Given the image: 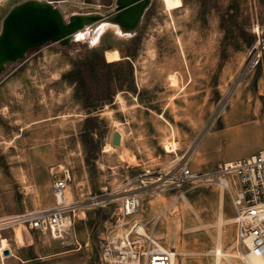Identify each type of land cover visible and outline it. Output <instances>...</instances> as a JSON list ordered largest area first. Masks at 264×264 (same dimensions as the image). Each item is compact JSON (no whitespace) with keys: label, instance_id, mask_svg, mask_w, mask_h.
Listing matches in <instances>:
<instances>
[{"label":"rangeland","instance_id":"rangeland-1","mask_svg":"<svg viewBox=\"0 0 264 264\" xmlns=\"http://www.w3.org/2000/svg\"><path fill=\"white\" fill-rule=\"evenodd\" d=\"M23 1L0 0V31L7 13ZM181 1L168 11L161 0H150L135 33L103 24L96 37L46 42L4 65L0 219L50 207L52 182L66 170L72 178L68 198L86 211L63 239L39 236L23 225L1 228L10 254L0 264H115L104 247L134 221L175 249L176 264H214L218 244L233 264H245L226 190L205 176L177 186L172 176L183 163L215 175L225 159L264 147V0ZM45 2L65 20L108 15L115 7V0ZM114 49L119 60H130L138 93L117 92L98 113L103 122L83 142L85 114L61 74L81 56L97 50L106 61L105 53ZM115 130L120 146L111 144ZM166 141L176 148L166 151ZM201 143L206 154L198 153ZM86 147L96 155L93 164H87ZM129 197L139 199L138 211L122 217Z\"/></svg>","mask_w":264,"mask_h":264},{"label":"built area","instance_id":"built-area-1","mask_svg":"<svg viewBox=\"0 0 264 264\" xmlns=\"http://www.w3.org/2000/svg\"><path fill=\"white\" fill-rule=\"evenodd\" d=\"M229 162V168L228 161L219 165L220 171L215 175L205 171L193 172L183 163L172 180L177 186L196 177L205 176L210 183L217 181L230 196L236 245L243 246L245 256L264 260V148ZM223 173L228 175L222 177ZM71 184L72 178L66 170L52 182L54 203L50 207L26 210L0 219V229L23 225L39 236L63 239L72 232L76 221L84 217L86 211L81 202L68 198ZM138 206V198H126L120 209L121 216L136 213ZM2 251L3 248H0V258L3 257ZM104 254L115 264H172L173 258H176L175 249L163 246L139 221H134L120 235H112L104 247ZM241 259L249 264L244 256Z\"/></svg>","mask_w":264,"mask_h":264},{"label":"water","instance_id":"water-1","mask_svg":"<svg viewBox=\"0 0 264 264\" xmlns=\"http://www.w3.org/2000/svg\"><path fill=\"white\" fill-rule=\"evenodd\" d=\"M150 0H115L110 17L123 26L125 32L133 33L139 26ZM102 15V16H108ZM81 14H73L65 20L53 4L41 0H25L15 5L5 16L0 31V71L9 62L23 59L26 52L46 42L69 44L72 34L86 25ZM121 134L112 133L111 144L120 146ZM3 256L10 254L4 248Z\"/></svg>","mask_w":264,"mask_h":264},{"label":"trees","instance_id":"trees-1","mask_svg":"<svg viewBox=\"0 0 264 264\" xmlns=\"http://www.w3.org/2000/svg\"><path fill=\"white\" fill-rule=\"evenodd\" d=\"M236 8L238 11V3ZM233 14L228 15L232 16ZM225 21L227 20L222 17L221 26L223 29L225 28L223 24ZM252 41L247 44L251 45ZM127 56L130 58L132 55ZM70 64L71 68L61 74V80L72 86V96L85 114L81 132L84 142L85 137L91 136L94 132L95 124L103 122L98 113L104 105L113 102L117 92H138L133 84V69L128 59H124V61H105L102 53L95 50L73 60ZM147 107L149 106L147 105ZM95 159L96 155H92L87 148V164H93Z\"/></svg>","mask_w":264,"mask_h":264},{"label":"bare ground","instance_id":"bare-ground-1","mask_svg":"<svg viewBox=\"0 0 264 264\" xmlns=\"http://www.w3.org/2000/svg\"><path fill=\"white\" fill-rule=\"evenodd\" d=\"M161 2H162V5L165 7V9L168 11L176 10L182 6L181 0H161ZM81 15L86 19L87 23L83 28L79 29L74 34H72L71 39L73 37L77 38L78 36L87 37V38H91L92 36L96 37L98 35V33L100 32L103 24H105V25L109 24L110 25V23H111V25H114V27L118 31H125L123 29V26L120 23H118L114 17H110V16L104 17V16H102V14L97 13V12L84 13ZM96 22H98V23L95 25H89L91 23H96ZM105 56H106V61H117L120 59V54L116 49H114L110 52L109 51L106 52ZM171 82H172V84H175L177 81H175V79H172ZM164 147H165L166 151L171 152L176 148V143L166 141L164 144ZM110 149L112 150V147L110 145H107V150H110ZM15 238L18 242H22L21 232L19 230H16ZM7 247H8L7 246V240L3 237H0V248L4 249ZM213 254H214V264H222V260H224L227 264H233L229 258L231 256L230 253L223 251L220 244H218L213 249ZM239 255L241 257L244 256V258H246V260L249 264H264V260H262L258 257L251 256V255L245 256L246 254L243 252ZM172 264H176L175 258H173Z\"/></svg>","mask_w":264,"mask_h":264},{"label":"crops","instance_id":"crops-1","mask_svg":"<svg viewBox=\"0 0 264 264\" xmlns=\"http://www.w3.org/2000/svg\"><path fill=\"white\" fill-rule=\"evenodd\" d=\"M201 147H202V143L200 144L199 152L198 153H200V154H206L207 153L206 150L205 149H201ZM262 148H264V147H261L260 149H262ZM236 158H238V157L228 158V159H225V161H231V160H234Z\"/></svg>","mask_w":264,"mask_h":264},{"label":"flooded vegetation","instance_id":"flooded-vegetation-1","mask_svg":"<svg viewBox=\"0 0 264 264\" xmlns=\"http://www.w3.org/2000/svg\"><path fill=\"white\" fill-rule=\"evenodd\" d=\"M147 8H148V7H147ZM113 10H114V9H113ZM112 12H113V11H112ZM112 12H111V13H112ZM144 13H145V12H144ZM143 15H144V14H143ZM141 20H142V19H141ZM140 24H141V22H140ZM140 24H139V26H140ZM139 26H138V27H139ZM138 27L136 28V30L138 29ZM136 30H135V31H136ZM135 31H134L133 33H135Z\"/></svg>","mask_w":264,"mask_h":264}]
</instances>
